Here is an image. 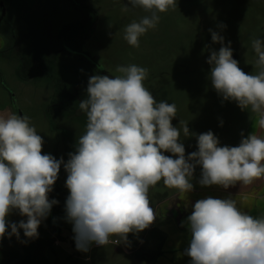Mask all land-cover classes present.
<instances>
[{
    "label": "clouds",
    "instance_id": "clouds-1",
    "mask_svg": "<svg viewBox=\"0 0 264 264\" xmlns=\"http://www.w3.org/2000/svg\"><path fill=\"white\" fill-rule=\"evenodd\" d=\"M128 3L131 6L124 5L123 11L139 7L148 13L123 30L124 40L134 48H139L141 36L157 27L160 13L177 7V0ZM209 31L212 42L221 45L207 60L211 87L223 101L255 113L256 126L264 130V39L252 40L258 69L252 74L233 58L231 41L225 45L223 36ZM115 72L89 77L86 98L78 105L86 114V129L67 162L42 153L43 137L29 116L0 112V240L6 235L19 239L21 229L28 239L38 238L41 222L59 203L49 200V193L62 165L69 192L65 219L73 226L76 249L85 253L92 244L105 247L112 237L116 244L128 243V234L148 229L157 215L150 189L162 181L168 188L189 193L197 166L202 187L228 189L264 179V136L242 133L238 146H221L211 130L196 135L181 120L180 127L173 126L176 105L157 101L145 86L147 68L118 65ZM181 129L185 138L197 139L198 150L187 156ZM13 211L26 221L10 222ZM185 224L190 264H264V214L251 215L238 199H199Z\"/></svg>",
    "mask_w": 264,
    "mask_h": 264
},
{
    "label": "rangeland",
    "instance_id": "rangeland-1",
    "mask_svg": "<svg viewBox=\"0 0 264 264\" xmlns=\"http://www.w3.org/2000/svg\"><path fill=\"white\" fill-rule=\"evenodd\" d=\"M123 7V0H0V104L8 103L14 113L31 118L43 137V154H51L56 159L63 157L67 162L69 153L75 151L77 138L86 129V114L78 105L86 98L89 77L94 74L115 76L118 65L129 64L148 69L144 84L157 101L167 100L176 105L173 126L180 127L181 120L188 122L190 133L199 135L211 130L221 146H238L242 133L245 137L252 131L264 136V130L256 126L255 113L250 109L242 111L234 101H223L211 87V66L207 63L211 51L221 47L212 42L211 29L224 37L225 45L231 41L233 56L246 73L258 72L254 67L257 57L252 40L264 39V0H177V7L160 13L157 27L140 37L139 48L124 40L123 30L148 13L139 7L123 11ZM86 8L94 13L96 21L83 40L82 53L93 62L88 57L87 61L71 55L58 43L63 26L86 19ZM23 58L43 62L45 76L22 80L17 70ZM66 94L72 97L70 108L57 110L49 116L47 109L59 106ZM196 135L185 138L181 129L180 139L186 156L198 150ZM200 173L197 166L192 181L194 188L189 193L168 188L162 181L150 189L156 224L160 226L169 221L171 227H175L177 219L173 212L176 210L174 201L167 202L161 211H156L158 203L207 196L206 191L211 188L198 183ZM66 179L62 165L56 186L67 197ZM235 188L222 189L228 193L246 190ZM204 191L205 194H198ZM168 208H172L171 212ZM8 220L19 223L26 221V217L13 211ZM72 227L64 217L62 239H59L50 228L48 215L38 228V237L52 239L54 243L34 246L31 253L34 264H151L143 257L153 258L161 246L151 225L138 234H128V243L98 249L90 247L78 258ZM19 231V239L6 235L0 240V260H7L13 253L22 255L23 242L29 239L22 229ZM189 242L190 239H183L184 249ZM165 255H172V260L161 261L160 254L158 264H175L174 252ZM184 264H190V258Z\"/></svg>",
    "mask_w": 264,
    "mask_h": 264
},
{
    "label": "trees",
    "instance_id": "trees-1",
    "mask_svg": "<svg viewBox=\"0 0 264 264\" xmlns=\"http://www.w3.org/2000/svg\"><path fill=\"white\" fill-rule=\"evenodd\" d=\"M73 2V0H70ZM87 17L83 22H74L67 24L62 27L58 34V43L59 46L70 53L79 55L82 52L83 40L87 36L88 32L94 25L96 18L94 13L86 8ZM46 65L43 62L37 61L33 58H23L17 73L19 77L24 81H29L35 77H43L46 74L45 71ZM72 97L68 94L63 96V102L54 108H48L47 114L53 116L55 111L62 109V111L70 108ZM69 105V106H68ZM49 198L51 200L55 199L59 203L53 205L49 217H50V228L53 233L62 239V222L66 215L65 213V202L66 196L62 191L56 186V183L53 186V191L49 193ZM54 241L52 239H41L40 237L35 239H25L23 242V253L19 256L17 253H13L7 260H0V264H34L31 258V253L35 245H53ZM160 254H156L152 258V262L156 261L159 258ZM147 260H149L147 258Z\"/></svg>",
    "mask_w": 264,
    "mask_h": 264
},
{
    "label": "crops",
    "instance_id": "crops-1",
    "mask_svg": "<svg viewBox=\"0 0 264 264\" xmlns=\"http://www.w3.org/2000/svg\"><path fill=\"white\" fill-rule=\"evenodd\" d=\"M1 47V44H0ZM12 106H10L8 103H4L3 105L0 104V112L2 111H10L13 112ZM235 187V186H234ZM211 191H206L207 196H212L214 198H228L231 196L232 198H236L241 202V207L242 209L248 211L251 215L258 216L261 214H264V179L257 180L255 181L252 185L248 186H243V185H236L237 190L240 189H246L244 191H241L239 193H228L222 187L219 186H212L210 187ZM235 188V189H236ZM223 190V191H222ZM204 192H200L198 194H205ZM201 194V195H202ZM206 197H195V196H190L189 198H186L185 200L182 201H176V199H172L169 201H163L161 203H158L156 205V211L160 210L161 208L167 205V202L169 203L170 201L173 202V207H175L176 210H173V212L176 214V226L171 227L172 224L169 223V221H164L162 223L156 224L157 220L153 222L152 224V229L156 234V237L158 238L159 241H161V246L160 250L156 254H161V261L172 260V255H165V253H172L176 254L174 256V260L176 261L175 264H184L185 260H189V256L185 254V247L182 245L183 239H190V233L187 229L186 224L182 225V222L186 220V217L191 214L192 211V205L199 200L203 199ZM169 212H171L172 208L169 209ZM167 211V210H163ZM168 212V213H169ZM187 212V213H186ZM116 251H119L118 248H116ZM155 254V255H156ZM154 255V256H155ZM145 260H147L148 257H143ZM151 261V264H158L159 260L157 259L156 261L152 262V258H148ZM158 261V262H157ZM156 262V263H155Z\"/></svg>",
    "mask_w": 264,
    "mask_h": 264
},
{
    "label": "built area",
    "instance_id": "built-area-1",
    "mask_svg": "<svg viewBox=\"0 0 264 264\" xmlns=\"http://www.w3.org/2000/svg\"><path fill=\"white\" fill-rule=\"evenodd\" d=\"M115 241H116V239H111V238H110V243H109L108 245L118 246L119 244H116ZM106 246H107V245H106ZM90 247H91L92 249L102 248L101 246H97V245H95V244H92ZM74 251H75V253L77 254L76 256H78V258H79L80 255L82 254V252H81V251H78V250L76 249L75 242H74Z\"/></svg>",
    "mask_w": 264,
    "mask_h": 264
},
{
    "label": "flooded vegetation",
    "instance_id": "flooded-vegetation-1",
    "mask_svg": "<svg viewBox=\"0 0 264 264\" xmlns=\"http://www.w3.org/2000/svg\"><path fill=\"white\" fill-rule=\"evenodd\" d=\"M83 8V7H82ZM84 9V8H83ZM86 10V9H85ZM61 48V47H60ZM62 50L66 51L65 49L61 48ZM68 53H70L69 51H67ZM71 55H74V56H77V57H82L83 59L87 60L88 61V56L84 55L82 52L79 53V55H75L74 53H70ZM88 57V58H87ZM90 59V58H89ZM91 62H93L91 59H90ZM96 68V66H93Z\"/></svg>",
    "mask_w": 264,
    "mask_h": 264
},
{
    "label": "water",
    "instance_id": "water-1",
    "mask_svg": "<svg viewBox=\"0 0 264 264\" xmlns=\"http://www.w3.org/2000/svg\"><path fill=\"white\" fill-rule=\"evenodd\" d=\"M123 3H124V5H127V6H131L129 3H128V0H123ZM233 58L234 59H236L237 60V57L236 56H233ZM21 115V114H20Z\"/></svg>",
    "mask_w": 264,
    "mask_h": 264
}]
</instances>
